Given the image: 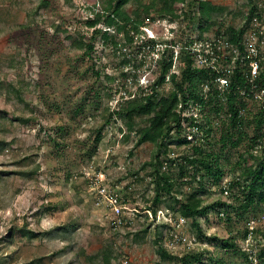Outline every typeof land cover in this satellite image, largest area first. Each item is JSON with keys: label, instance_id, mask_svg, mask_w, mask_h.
I'll use <instances>...</instances> for the list:
<instances>
[{"label": "rangeland", "instance_id": "obj_1", "mask_svg": "<svg viewBox=\"0 0 264 264\" xmlns=\"http://www.w3.org/2000/svg\"><path fill=\"white\" fill-rule=\"evenodd\" d=\"M208 1L223 12L207 29H200L195 11L175 22L153 13L136 30L128 24L118 31L105 20L95 28L88 23L103 13L106 0H0V142L5 144L0 150V264H107L108 255L112 264H183V257L202 251H207L202 264H253L244 249L249 247L264 264V205L230 221L202 216L200 226L213 241L202 238L191 220L181 222L180 211L169 208L168 195L155 216L152 179L159 165L151 161L158 147L137 146L147 118H137V128L129 132L119 113L125 100L143 96L158 77L157 45L247 24L251 0ZM253 3L264 18V0ZM138 8L132 2L128 11ZM88 45L93 50L87 51ZM171 88V83L161 86L160 95ZM247 108L242 129L228 124L208 136L202 131L213 150L222 148L220 135H234L221 161L229 172L220 185L203 180L198 198L204 206L217 201L237 206L240 187L231 186L226 196L222 181L232 184L250 165L256 168L257 159L245 153L253 140L263 137L258 154L264 153V111L255 104ZM207 114L216 110L209 108L206 119ZM173 135L162 161L191 150ZM239 137L243 141L234 145ZM168 167L179 173L180 164ZM183 181L179 178L177 198L190 196L201 180L185 176ZM113 193L125 207L122 224L106 197ZM250 223L257 227L248 242ZM231 237L249 260L214 240Z\"/></svg>", "mask_w": 264, "mask_h": 264}, {"label": "trees", "instance_id": "obj_2", "mask_svg": "<svg viewBox=\"0 0 264 264\" xmlns=\"http://www.w3.org/2000/svg\"><path fill=\"white\" fill-rule=\"evenodd\" d=\"M191 7L185 9V4L187 0H106V6L103 13H99L95 18L89 19V25L91 27H96L101 21L105 20L109 27H116L118 31L123 30L128 24H133L132 28H136L142 24L144 18H148L151 14L156 13L162 18H166L170 22H175L183 17H192L194 12L197 11L200 14L198 21L200 29L209 27L211 24L213 16L219 15L223 12V8L213 4L208 0H191ZM47 2V1H46ZM135 2L138 4L139 8L134 12L128 11V6L130 3ZM251 0L252 7L247 14L246 18L247 24L242 27H229L225 32L219 33L228 36L230 41L241 44L242 37L247 30V26L251 19L255 15H260L258 12L257 4L253 3ZM193 20L195 18L193 17ZM1 26V18H0ZM107 30L106 32H108ZM71 40L73 39L72 36ZM152 44L154 47L157 45L155 39H153ZM177 42L185 43V41H173L170 40L166 43L168 46L161 53V57L158 59L157 63L159 66V74L156 80L149 86V89L144 93L143 96L136 97L132 99H127L124 101L123 108L119 113L125 118L126 130L129 132H134L137 128V118L143 117L147 118L149 122L148 126L143 127L138 130V141L137 146L143 145L145 143H153L157 145L159 150L157 155L151 161L153 165H159V168L155 171V177L152 179L155 183V198L152 202L153 212L157 216L159 208L162 205V199L164 195H168L172 202L169 204V208L173 210L180 211L182 217H185L193 222L196 227L198 234L207 240L213 241V237H207L204 230L200 226L201 217H208L211 211L223 210L226 213V221L233 219V216L238 214H245L252 208L260 207L264 205V153L260 155H253L251 152L248 154L252 159H257L255 161L256 168L250 165L246 172L237 180L230 184L229 189L232 187L239 186L240 194L236 199L238 201L237 206L227 204L221 201H217L214 204L204 206L201 200L198 198V192L204 186V179L208 178L212 182H216L220 185L225 173L222 166L223 160H226L225 154L227 149L230 148L229 142L233 140V134L229 133L231 136L222 135L219 140L222 141V148L220 150H213L209 146L205 149V146L193 145L190 146V141L184 133V129L181 124V115L179 111V103L181 100H186L188 97H193L199 99V91L203 82L210 78L208 71L196 69L193 66V59L191 55L183 49L179 57L180 67L176 71H173L174 66V46ZM77 43V42H74ZM171 45V46H170ZM93 50V47L88 45L87 51ZM179 66V65H178ZM100 75L99 73H96ZM240 78V76L238 75ZM169 79V80H168ZM167 83L172 84L166 95H160L159 88ZM234 96H231L230 101H234ZM232 102H230L231 104ZM230 109L235 112L231 127L235 128L238 123V115L236 113L237 105H229ZM114 113L111 112L110 116L113 117ZM26 122V120L24 119ZM212 129L208 130L211 131ZM176 137V142L179 145L186 144L191 150L187 153L181 154L179 157L171 158L169 161L161 160L163 154L167 155L169 150L168 139ZM171 136V137H170ZM102 139V131H97L95 141L98 144ZM129 136H126V140ZM263 140V137L259 138ZM259 139L253 140L251 143L258 142ZM243 140L239 137L234 141V145H240ZM175 143V142H174ZM5 147L3 142H0V150ZM164 149V151H163ZM250 151V149H249ZM163 152V153H162ZM186 152V151H185ZM168 159V158H167ZM249 159V158H248ZM246 159V160H248ZM237 161V165L242 164V161ZM252 160L246 161V163H251ZM180 164L179 173L173 174L169 171V167L162 171L164 163ZM195 177L200 176V186L188 197L177 198L174 196L176 192H181L180 183H178L179 178L184 177ZM189 182V181H188ZM152 212V213H153ZM239 212V213H238ZM200 220V221H199ZM138 233L136 234V236ZM223 247V249L232 251L235 253H240L245 256L247 260L248 256L245 252L240 251V246L237 244L234 238L218 239L214 238ZM209 252V251H208ZM207 251H202L199 253L189 254L183 257V264H202L206 262L205 254ZM162 255L167 256V252L162 248ZM111 255L105 256V262L107 264L111 263ZM209 259L213 260L211 256Z\"/></svg>", "mask_w": 264, "mask_h": 264}, {"label": "built area", "instance_id": "obj_3", "mask_svg": "<svg viewBox=\"0 0 264 264\" xmlns=\"http://www.w3.org/2000/svg\"><path fill=\"white\" fill-rule=\"evenodd\" d=\"M157 46V49L160 50V58L162 51L168 45L164 44L161 47L160 44ZM171 47L175 53L173 71H176L175 68L179 65L181 51L185 49L193 59V66L196 69L208 71L210 76L201 85L199 99L188 97L179 103L181 124L191 147L203 144L205 149H208V141L203 132L208 136L214 131H220L218 129L224 125L232 124L235 112L230 109L229 105H237L238 123L236 129H242L246 125L248 105H260L264 111V18L262 16L255 15L251 19L241 44L230 41L224 33L215 32L214 34L205 33L192 36L185 43L177 42ZM231 96H234V101H230ZM230 102L232 103L230 104ZM209 108L215 109L216 114L211 117H208L207 114L208 119H206L205 115ZM210 129L212 130L208 131ZM260 142L259 139L250 151L246 150L245 153L251 152L255 156L259 155ZM163 168H168L167 162L164 163ZM228 172L229 169L224 168V173ZM229 186L230 184L228 185L226 179L222 181L226 196L230 194ZM106 197L113 214L117 218L116 223L122 224L125 207L121 205L120 195L113 193L106 195ZM205 218L212 221L226 220V213L221 209L211 211ZM187 220V218L181 217L182 223L187 222ZM256 227L257 225L253 223L248 225V242L253 238ZM202 247L208 249V245L203 244ZM244 249L249 252V259L253 264H259L254 253L251 252L253 251L252 248Z\"/></svg>", "mask_w": 264, "mask_h": 264}]
</instances>
